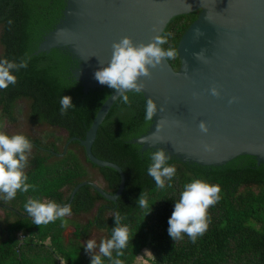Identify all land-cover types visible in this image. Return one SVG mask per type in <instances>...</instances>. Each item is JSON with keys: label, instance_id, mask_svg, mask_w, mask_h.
Here are the masks:
<instances>
[{"label": "water", "instance_id": "95a60500", "mask_svg": "<svg viewBox=\"0 0 264 264\" xmlns=\"http://www.w3.org/2000/svg\"><path fill=\"white\" fill-rule=\"evenodd\" d=\"M22 10L24 73L72 98L86 134L70 142H79L93 165L111 168L120 178L114 195L82 182L67 204L83 186L111 202L122 194V170L91 153L99 126L110 122L122 130L119 143L148 166L150 153L163 148L171 155L169 164L203 174L264 171V0H22ZM196 11L176 47L179 68L164 61L151 69L150 78H141L143 94L129 93V104L94 78L110 61L113 42L130 36L147 44L171 19ZM201 51L204 57L198 60L195 54ZM213 86L219 97L210 94ZM233 97L236 101L229 103ZM148 98L164 108L152 122L144 119ZM201 120L207 134L199 129ZM205 144L213 150L206 151Z\"/></svg>", "mask_w": 264, "mask_h": 264}, {"label": "trees", "instance_id": "16d2710c", "mask_svg": "<svg viewBox=\"0 0 264 264\" xmlns=\"http://www.w3.org/2000/svg\"><path fill=\"white\" fill-rule=\"evenodd\" d=\"M197 15L198 11L171 19L164 32L173 35L163 47L176 48ZM22 31V0H0V59L20 60ZM168 63L174 70L179 68L178 57ZM14 74L17 83L0 90V131H4L6 124L18 125L20 105L24 104L27 129L46 126L63 130L66 136H49L52 139L48 140V136L32 138L24 134L32 144L25 172L27 182L35 185V190L17 192L12 200H4L0 194V264H59V261L91 264V254L83 242L94 232L102 234L99 242L110 238L117 211L124 217L122 223L131 228L128 246L119 257L123 264H134L144 249L151 254V264H264V171L203 174L186 165L170 163L175 166L176 174L171 181H166L165 188L159 189L148 175L149 166L119 143L122 130L113 122L99 126L91 153L122 170L125 186L116 202L104 199L91 186H83L70 203L71 216L89 215L94 211L91 218L84 223L65 217L66 223L57 220L47 225L34 224L25 211L27 200L68 203L78 184L95 183L88 177L87 166L96 171L103 183L102 186L95 184L109 195L117 192L120 178L111 168L93 165L79 142H70L72 138L84 139L86 130L72 108L66 115L60 114L61 96L57 92L27 76L23 69ZM193 179L218 184L221 198L208 210L210 224L203 236L195 243L186 234L182 240L175 241L168 233V220L184 185ZM142 192L147 194L148 208L138 207ZM68 225L73 231L66 237L64 231ZM104 260L110 264L107 258Z\"/></svg>", "mask_w": 264, "mask_h": 264}, {"label": "clouds", "instance_id": "9594fccd", "mask_svg": "<svg viewBox=\"0 0 264 264\" xmlns=\"http://www.w3.org/2000/svg\"><path fill=\"white\" fill-rule=\"evenodd\" d=\"M187 6L191 7L189 4ZM154 31L158 32V29ZM172 35L170 32L157 34L147 44L143 42L136 44L130 36L122 37L119 41L113 42L110 61L107 66L95 71L94 78L118 93L117 98L124 104H129L131 102L129 93L143 94L142 77L150 78L151 69L161 66L164 61L176 59L178 52L175 47L171 45L168 48L163 47L169 44ZM200 35L202 33L196 30V36ZM195 55L201 60L204 52ZM24 68H27L25 58L18 62L7 58L0 59V90L15 85L17 76L14 73ZM209 91L212 96H220V90L216 86L211 87ZM236 99L233 97L229 103L235 102ZM59 103L62 116L74 107L70 96H62ZM158 111L163 112L164 108L162 106L158 108L152 98L146 99L144 119L152 122ZM161 127L160 120L156 125V132L160 131ZM199 129L204 134L209 131L207 123L203 120L199 123ZM204 148L206 151L213 150L208 144H205ZM31 149L32 144L23 133L9 135L0 131V194H3L4 200L14 199L17 192L27 193L30 189L35 190V185L27 182L28 176L25 172ZM150 159L148 175L153 178L157 188L163 189L166 181H171L176 174L175 166L169 164L171 155L165 149L159 148L150 153ZM168 186H171L170 183ZM220 193L221 188L218 184L203 179H193L185 184L168 220L170 237L177 241L182 240L186 234L191 242L195 243L198 237L203 236L210 224L208 210L219 202ZM137 203L142 209L148 208L147 194L142 192ZM24 207L32 222L38 226L54 223L57 220L66 223L64 218L72 215L71 204H60L54 200L30 198ZM114 219L115 227L112 228L111 237L99 242L98 251L96 240L89 239L86 242L85 250L91 254V264H105L104 258H107L110 264H123L119 257L124 255L123 250L128 246L131 228L130 225L122 223L124 217L118 211Z\"/></svg>", "mask_w": 264, "mask_h": 264}, {"label": "rangeland", "instance_id": "374dc122", "mask_svg": "<svg viewBox=\"0 0 264 264\" xmlns=\"http://www.w3.org/2000/svg\"><path fill=\"white\" fill-rule=\"evenodd\" d=\"M0 53H1V49H0ZM21 104V103H19ZM20 121L18 122L17 126H12L9 124H6L4 126V131L9 134H15V133H23L25 135H28L29 137H45L48 136V140H51L52 138H50L49 136H53V137H59L62 138L64 136H66V133L63 130H58V129H54V128H48L46 126H37L34 127L32 129H27L26 125H25V121H24V115H25V105L21 104L20 105ZM50 138V139H49ZM88 169V177L92 178L96 184L102 186L103 183L101 181V179L99 178V176L97 175L96 171L90 167L87 166ZM1 214V212H0ZM94 214V211L89 214V215H81V216H67L66 218H68L69 220L72 219L75 222L78 223H84L88 218H91ZM73 231L72 226L68 225L66 230L64 231V235L66 237H68ZM100 238H102V234L98 233V232H94L89 238V239H94L96 240V242L98 243ZM87 240V241H88ZM83 242L86 245V242ZM97 251H98V247H97ZM59 264H63L61 261H59ZM134 264H151V254L149 252V250L144 249L141 251V253L137 256L136 260L134 261Z\"/></svg>", "mask_w": 264, "mask_h": 264}]
</instances>
